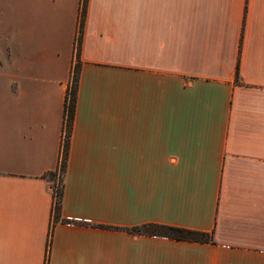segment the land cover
<instances>
[{
	"label": "crops",
	"instance_id": "crops-1",
	"mask_svg": "<svg viewBox=\"0 0 264 264\" xmlns=\"http://www.w3.org/2000/svg\"><path fill=\"white\" fill-rule=\"evenodd\" d=\"M81 2L0 0V264H264V0Z\"/></svg>",
	"mask_w": 264,
	"mask_h": 264
},
{
	"label": "trees",
	"instance_id": "trees-1",
	"mask_svg": "<svg viewBox=\"0 0 264 264\" xmlns=\"http://www.w3.org/2000/svg\"><path fill=\"white\" fill-rule=\"evenodd\" d=\"M86 1L87 0H82L81 2V9L79 14V32L76 43V56H78L79 48H80L81 31L85 17ZM238 67H239V59H237V63H236V73H235L236 80H238L239 78ZM77 81H78V64H75L73 66L71 73V86L67 89L65 95V105H64L65 140L63 145L61 161L59 165L61 182L63 179V173L66 166V155H67V148L69 143V132L74 117ZM53 195L55 198V205H54L55 216H57L61 205L62 183L59 188L56 187V189H53ZM128 230H130L133 233L156 234V235L166 236L169 238L180 239V240H189V241H197V242H213L212 235L207 232L192 230L182 227L155 224V223H149L139 227H131Z\"/></svg>",
	"mask_w": 264,
	"mask_h": 264
},
{
	"label": "rangeland",
	"instance_id": "rangeland-1",
	"mask_svg": "<svg viewBox=\"0 0 264 264\" xmlns=\"http://www.w3.org/2000/svg\"><path fill=\"white\" fill-rule=\"evenodd\" d=\"M61 174L59 173V170H57L54 174H53V178H52V185H53V189H56V187H60L61 186Z\"/></svg>",
	"mask_w": 264,
	"mask_h": 264
},
{
	"label": "built area",
	"instance_id": "built-area-1",
	"mask_svg": "<svg viewBox=\"0 0 264 264\" xmlns=\"http://www.w3.org/2000/svg\"><path fill=\"white\" fill-rule=\"evenodd\" d=\"M64 138H65V134H64Z\"/></svg>",
	"mask_w": 264,
	"mask_h": 264
}]
</instances>
